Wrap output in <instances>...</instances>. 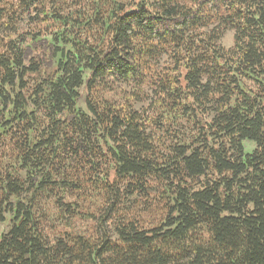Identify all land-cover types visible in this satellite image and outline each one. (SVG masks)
<instances>
[{
	"label": "trees",
	"instance_id": "1",
	"mask_svg": "<svg viewBox=\"0 0 264 264\" xmlns=\"http://www.w3.org/2000/svg\"><path fill=\"white\" fill-rule=\"evenodd\" d=\"M7 215L0 264H264V0H0Z\"/></svg>",
	"mask_w": 264,
	"mask_h": 264
},
{
	"label": "rangeland",
	"instance_id": "2",
	"mask_svg": "<svg viewBox=\"0 0 264 264\" xmlns=\"http://www.w3.org/2000/svg\"><path fill=\"white\" fill-rule=\"evenodd\" d=\"M222 43L225 46H229L232 43V32H228L225 34L224 38L222 39ZM10 225V217L7 215L5 220L0 222V238L1 236L7 232Z\"/></svg>",
	"mask_w": 264,
	"mask_h": 264
}]
</instances>
